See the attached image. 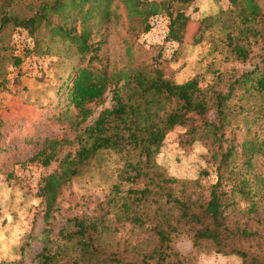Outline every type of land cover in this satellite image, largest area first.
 <instances>
[{
    "label": "trees",
    "instance_id": "obj_1",
    "mask_svg": "<svg viewBox=\"0 0 264 264\" xmlns=\"http://www.w3.org/2000/svg\"><path fill=\"white\" fill-rule=\"evenodd\" d=\"M194 2L46 0L25 17L1 9L0 31L8 25L28 30L36 54L52 53L50 47L37 48L38 28L51 29L69 41L80 65L64 82L65 117L81 127L97 114L76 136L79 148L68 151L57 169L40 178L45 244L36 255L38 264H196L197 256L207 251L236 255L242 264H264V136L250 130L240 136L235 130L244 118L250 121L248 116L252 122L256 117L263 121L262 105L254 102L264 96V67L238 76L217 71L205 88L198 77L175 83L158 68L113 74L102 55L113 23L122 17L120 9L130 23L138 24L141 34L149 29L153 14H162L170 27L169 41L181 46L187 41ZM232 3L240 7V19L234 26H224L225 41L232 57L246 62L254 44L264 43V11L256 0ZM215 18L201 22L194 44ZM159 47L164 54V46ZM261 49L264 62V45ZM22 60L16 55L13 64ZM5 75L0 70V88L6 84ZM109 90L112 104L97 112ZM2 125L0 118V153L6 151ZM179 127L184 129V148L198 141L207 147L206 159L215 172L211 183L202 176H173L157 161L167 136ZM102 150L125 156L117 182L91 212L74 215L69 226L58 229L61 195ZM56 152V147L43 144L31 160L47 166ZM208 175L204 170L203 176ZM180 236L192 241L191 252L176 248Z\"/></svg>",
    "mask_w": 264,
    "mask_h": 264
},
{
    "label": "rangeland",
    "instance_id": "obj_2",
    "mask_svg": "<svg viewBox=\"0 0 264 264\" xmlns=\"http://www.w3.org/2000/svg\"><path fill=\"white\" fill-rule=\"evenodd\" d=\"M44 1L0 0V11L4 8L21 17L30 16ZM256 1L264 11V0ZM239 9L232 0H195L189 11L192 18L186 30L187 41L181 46L178 44V50L171 58L161 53L159 45L147 47L142 44L143 33L138 24L130 23L126 12L120 9L122 17L113 23L104 46V61L107 60L113 74L158 68L175 83L198 77L205 88L215 80L217 71L228 70L238 76L256 67L262 69L261 46L264 43L261 40L254 44V51L246 62L234 59L225 41L227 30L224 26L237 24ZM209 16L216 17V21L201 33V41L194 44L192 40L201 22ZM14 28L15 25H8L0 31V70L6 71V84L0 88L2 143L6 148L0 153V264H38L36 255L45 244L42 218L45 203L39 195L40 178L57 169L68 151L79 148L76 136L83 126L95 120L97 114L81 127L73 118L65 117L68 85L64 86V82L74 73V67L80 65L69 41L54 35L51 29L38 28L35 35L39 41L37 48L46 50L50 47L52 53L36 54L32 52L34 46L27 42L13 45L15 30L22 27ZM12 46L16 47L14 51ZM15 54L23 59L20 65L13 64ZM107 95V102L97 112L112 104V91L109 90ZM259 102L263 107L259 114L264 115V96L254 103ZM262 119L256 117L252 122L253 117L248 116L250 121L244 118L235 130L240 136L246 135L248 130L264 136V117ZM183 133L184 129L179 127L167 136L157 161L173 176L186 179L202 176L205 182L211 183L215 172L206 159L207 147L198 141L190 148H184L181 145ZM43 144L54 146L57 151L47 166L31 160ZM124 160L125 156L119 153L102 150L83 167L60 197L56 218L58 229L69 226L68 219L74 215L93 210L96 202L103 199L117 182ZM204 170L209 172L206 177ZM175 245L184 254L192 250V241L187 236L178 237ZM196 264H242V261L236 255L207 251L197 256Z\"/></svg>",
    "mask_w": 264,
    "mask_h": 264
},
{
    "label": "built area",
    "instance_id": "obj_3",
    "mask_svg": "<svg viewBox=\"0 0 264 264\" xmlns=\"http://www.w3.org/2000/svg\"><path fill=\"white\" fill-rule=\"evenodd\" d=\"M169 34L168 20L162 14L156 13L150 17V27L141 35L140 41L147 47L164 46L165 57L171 58L178 50L179 45L169 41ZM24 42L34 46L32 36L24 29L17 28L13 35V45H22Z\"/></svg>",
    "mask_w": 264,
    "mask_h": 264
}]
</instances>
